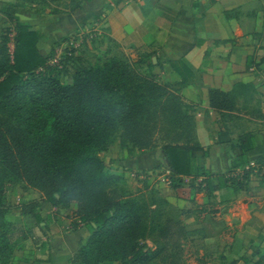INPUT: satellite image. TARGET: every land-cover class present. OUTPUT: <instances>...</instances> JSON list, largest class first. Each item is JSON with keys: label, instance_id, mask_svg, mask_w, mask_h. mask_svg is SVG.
<instances>
[{"label": "crops", "instance_id": "1", "mask_svg": "<svg viewBox=\"0 0 264 264\" xmlns=\"http://www.w3.org/2000/svg\"><path fill=\"white\" fill-rule=\"evenodd\" d=\"M16 3L0 0V38L8 25L2 5ZM22 22L44 31L40 50L46 57L54 55L50 65L69 58L72 66L77 62L95 67L103 64L97 58L101 52L107 58L114 49L144 55L143 72L175 90L194 117L195 142L201 148L196 157L210 172L211 184L207 186L206 177L178 178L183 184L175 190L165 162L161 166L156 154L142 156L133 148L107 153V170L127 180L131 176L133 191L145 183L155 186L171 204L188 212L187 229L199 233L185 242L183 264H264V0H85L79 14ZM87 25L102 33L94 47L79 52V40L89 32L81 26ZM60 41L64 48L73 45L71 56L57 55L54 48ZM67 78L72 84L73 75ZM238 85L252 88L240 90L236 110L220 113L211 108L212 90L229 94ZM245 135L254 138L255 148L248 162L235 168ZM251 169L249 182L242 180V172ZM23 196L24 201L39 200L47 224L37 225L32 215L26 219L20 210L9 214L12 226L28 223L29 228L17 238L6 264H73L90 237L87 228L76 217L77 228H59L58 207L43 194ZM0 264H5L1 257Z\"/></svg>", "mask_w": 264, "mask_h": 264}, {"label": "trees", "instance_id": "2", "mask_svg": "<svg viewBox=\"0 0 264 264\" xmlns=\"http://www.w3.org/2000/svg\"><path fill=\"white\" fill-rule=\"evenodd\" d=\"M2 6L1 13L15 25L14 39L8 30L0 38L3 263L11 261L18 244L7 219L12 207L7 192L15 184L26 183L53 207L77 209L76 218L90 237L73 264H183L185 242L199 233L187 229L188 212L147 183L129 190L125 175L110 173L100 157L118 132L125 146L154 148V134L166 123L167 142L161 153L171 174V187H181L183 180L178 178L199 177H206L210 186V172L196 157L201 148L195 142L194 117L179 94L155 76L116 58L95 67L74 62L78 68L73 82L64 83L62 77L70 74L71 60L50 65L54 55L46 57L40 50L44 31L21 21L16 15L18 4ZM253 65L249 60L248 66ZM250 88L238 85L229 94L212 90L210 106L220 113L234 111L240 90ZM240 147L241 160L235 168L248 162L254 138L242 136ZM252 173V169L242 172V180L249 182ZM27 205L37 225L47 224L39 204Z\"/></svg>", "mask_w": 264, "mask_h": 264}, {"label": "rangeland", "instance_id": "3", "mask_svg": "<svg viewBox=\"0 0 264 264\" xmlns=\"http://www.w3.org/2000/svg\"><path fill=\"white\" fill-rule=\"evenodd\" d=\"M82 3H83V0H17L16 4H18L19 8H18V10H16V14H18L20 16L22 21L32 20V19H39V21H45V20H49L52 17L54 18L55 15L60 16V18H67V16H70V15L73 16L77 13L79 14L80 10H81L80 5ZM81 27H82L81 29H85V30L88 29L89 32L85 33V35H84L85 38L83 37L82 39L79 40V42L81 41V43H80V46L77 47L76 50H78L79 52H86L90 46L94 47V44L97 42L98 37L100 38L99 33L100 32L102 33V30L100 32L95 31V27L90 28V27H88V25L87 26H81ZM7 30L9 31L11 38L14 39L15 38V31H14L15 25L12 24L9 20H8L7 27L1 29V34L5 33ZM79 34H82V33H79ZM101 36H102V34H101ZM72 42H77V40L72 41ZM60 43H62V44H60ZM63 43L64 42H61V41L57 42L55 44V48H54V50L57 49V51H56L57 55L62 56L61 58H64V56L66 54L71 53V50H74L72 44L69 43V46L64 48ZM111 47H114V45L109 46V48H111ZM109 51L110 50H108V52ZM108 54H111V55H109L106 58V56H104V52H101L97 56V58H99L100 61H103V63H105L106 61L111 60L113 58H116L118 60L127 62L131 65H134L141 72H143V66L147 62L145 60L146 57L144 55H141V54H137L135 56H132V55H128L124 52L117 51L115 49L113 51H110ZM102 58H104V60H102ZM58 61H61V59L60 60L58 59ZM72 63H73V61H72ZM69 66H70V69H67V70L70 73V77H71V74L74 75L77 67H76V64H75V66H72L71 63L69 64ZM62 81L64 83H67L68 78L62 77ZM168 128H169L168 124H166V123L160 124L158 129L156 130V132L154 134V142H155L154 148L148 149V150H139L142 156L156 154L157 160H158L157 162L161 166L164 165V161H163L162 154H161V148L167 142V140L165 139V132L163 130H166ZM130 148H132L131 145H127V146L124 145L123 140H122V133L118 132L116 135L115 141L113 142V145H111L108 148V150L105 151L104 154L102 152L100 155L102 156L104 162L108 164L110 157H109V155H107V153H109V152H110V154L119 153L120 151H123L126 149L129 150ZM159 174H160L159 176L164 175L163 172L162 173L159 172ZM131 179H132V177L129 176L126 186L129 190L133 191L135 186L133 184H130ZM25 193H29L30 196L42 194L40 191L28 186L26 183H19V184L13 185L12 186V192H7V195L9 196L10 201H11L10 204L12 205L9 214H12L15 210H20L22 212V214L24 215V217L27 219L26 215L27 214L30 215L28 213L30 207L27 205V203H34L36 206H39V205H37L39 203V200L24 201L23 195ZM58 208L59 209H58L57 215H56V224H58V227L59 228H62V227H64V228H77L76 226H78V223H77V221H74V219L76 217V210L77 209L75 207H72L71 209H65L62 207H58ZM67 218H69L70 221H68ZM72 222H73V225H72ZM75 222H76V224H75ZM27 224L28 223H25V225L21 226V227L12 226V232H14V234L16 235V239L20 237L21 233L27 232L26 228H29L28 227L29 225H27ZM17 240H19V239H17Z\"/></svg>", "mask_w": 264, "mask_h": 264}, {"label": "built area", "instance_id": "4", "mask_svg": "<svg viewBox=\"0 0 264 264\" xmlns=\"http://www.w3.org/2000/svg\"><path fill=\"white\" fill-rule=\"evenodd\" d=\"M58 61H55V63H57Z\"/></svg>", "mask_w": 264, "mask_h": 264}]
</instances>
